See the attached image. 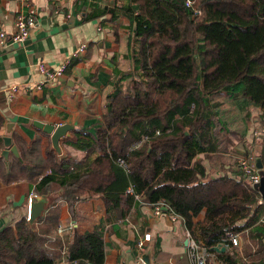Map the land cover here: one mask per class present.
<instances>
[{
    "label": "trees",
    "instance_id": "trees-1",
    "mask_svg": "<svg viewBox=\"0 0 264 264\" xmlns=\"http://www.w3.org/2000/svg\"><path fill=\"white\" fill-rule=\"evenodd\" d=\"M117 1L135 25L133 44L122 55L133 65L112 71L102 127L95 135L75 133L77 146L88 150L85 160L50 162V174L32 193L61 191L72 218L76 203L99 197L105 222L123 221L141 203L159 205L207 249L206 264H264V203L256 187L239 170L208 178L196 159L212 137L229 133L212 96L234 97L242 112L264 108V0H189V6L186 0H97L84 19L116 20ZM261 140L255 155L264 168ZM58 227L54 210L33 223L25 217L3 227L0 264H103V224L74 228L71 242ZM218 246L226 250L215 251Z\"/></svg>",
    "mask_w": 264,
    "mask_h": 264
},
{
    "label": "crops",
    "instance_id": "crops-1",
    "mask_svg": "<svg viewBox=\"0 0 264 264\" xmlns=\"http://www.w3.org/2000/svg\"><path fill=\"white\" fill-rule=\"evenodd\" d=\"M96 1L31 0L37 11L36 25L26 42L18 45L9 37L16 30V15L26 8L21 0H0V33L6 36L0 40V230L28 216V200L36 196L32 187L50 174V162L64 159L70 166L85 160L88 150L77 146L75 133L95 135L102 127L110 75L116 68L133 65L122 57L127 42L133 44L135 38V25L122 10L123 2L117 1L114 7V21L108 15L85 20L88 6ZM81 45L86 46L84 53L73 57ZM68 59L71 63L57 80L48 81L38 70L39 64L57 69ZM12 87L18 90L9 101L7 91ZM233 99L225 94L210 98L211 107L220 105L219 117L229 133L222 131L212 137L208 147L197 153L208 178L235 174L240 159L248 152L255 155L262 143L264 108L251 106L242 112ZM38 124L73 127L59 139L60 153L52 152L51 135ZM11 146L15 153L8 151ZM53 210L58 213L59 226L91 229L103 224V264H144L137 244L145 234L151 236L144 250L151 251L150 264H189L182 221L166 213L155 216L145 203L131 209L123 221L105 222L103 200L86 198L74 205L72 218L61 192H56L49 196L42 217ZM202 219V215L196 218ZM64 235L71 242L73 231Z\"/></svg>",
    "mask_w": 264,
    "mask_h": 264
},
{
    "label": "built area",
    "instance_id": "built-area-1",
    "mask_svg": "<svg viewBox=\"0 0 264 264\" xmlns=\"http://www.w3.org/2000/svg\"><path fill=\"white\" fill-rule=\"evenodd\" d=\"M61 1H66V0H61ZM22 4L26 8V12H21L18 13L15 17V32L11 34L9 37V40L13 44H18V45H23L26 40L29 38L30 31L32 28L35 27L36 25V15L37 11L34 5L31 3V0H21ZM190 5V1L186 0V6ZM6 39L5 33H0V40L1 42ZM86 49L85 45L79 46V48L76 50L74 53L73 57H78L84 53ZM71 63V60L68 59L63 64H61L57 69L50 70L48 69L44 64H39L38 65V70L41 74L45 76V78L48 81L52 80H57L61 78L66 69L68 68L69 64ZM45 84V82L40 83L37 85V89H41V87ZM17 87H12L7 91V99L10 101L13 99V96L17 93ZM148 138L144 137L140 141L134 143L132 145L131 149H135L141 146V144L146 141ZM255 157H250L249 159L247 158H242L238 162V170L242 173L243 178H245L251 186H255L258 184L260 180V175L258 171L255 168V163H254ZM120 164H123L121 160H118ZM127 193H132V189L129 188L127 190ZM30 199V198H29ZM29 203V200H28ZM149 206V205H148ZM152 209V213L155 216H160L165 214L163 209L159 205L155 206H149ZM166 214L170 215L171 218L173 219H179L178 216L172 214L171 212ZM74 227L72 224H69L67 226H59L57 228L58 233L60 235H64L67 233H71L73 231ZM151 239V236L149 234H145L140 242H138L137 247L140 252V254H143L145 250L146 243L149 242ZM232 244L238 245L240 238L238 236L232 237L231 239ZM186 252L188 255V260L189 264H206L208 261V252L207 249L202 246L197 244L193 238L190 237L189 233H187V246H186Z\"/></svg>",
    "mask_w": 264,
    "mask_h": 264
},
{
    "label": "water",
    "instance_id": "water-1",
    "mask_svg": "<svg viewBox=\"0 0 264 264\" xmlns=\"http://www.w3.org/2000/svg\"><path fill=\"white\" fill-rule=\"evenodd\" d=\"M38 127L40 129L43 130V132H45L46 134H50L51 135V143L53 148L56 150V152L60 153V147H59V139L63 136L66 135V133L70 130H72V126L70 125H62V126H58V127H54L51 124H38ZM185 134H187V132H185ZM5 143L9 146L10 141L9 139H5ZM8 151L15 153L16 149L15 147L11 146L10 149H8ZM254 163H255V168L258 171L259 175H260V180L258 182V184L255 185L261 201L264 203V168H263V164L262 161L259 157H256L254 159ZM241 180H243V178H240ZM61 192V191H60ZM56 193H49L46 196H33L30 197L29 199V203H28V216H27V220L30 223L35 222L38 219L42 218L43 213L46 210L47 207V202L49 199L50 195H55ZM62 195V192H61ZM163 210L165 211V209L163 208ZM215 251H219V252H223L225 250V248L223 247H215L214 248ZM150 256H151V251L147 250L146 252H144L141 255V261L144 264H150Z\"/></svg>",
    "mask_w": 264,
    "mask_h": 264
},
{
    "label": "rangeland",
    "instance_id": "rangeland-1",
    "mask_svg": "<svg viewBox=\"0 0 264 264\" xmlns=\"http://www.w3.org/2000/svg\"><path fill=\"white\" fill-rule=\"evenodd\" d=\"M251 155L255 157V155H253V154H251ZM242 158H243V157H242ZM242 158H241V159H242Z\"/></svg>",
    "mask_w": 264,
    "mask_h": 264
}]
</instances>
